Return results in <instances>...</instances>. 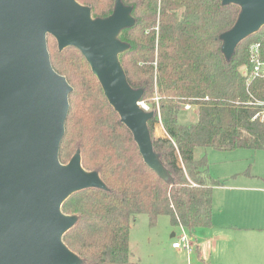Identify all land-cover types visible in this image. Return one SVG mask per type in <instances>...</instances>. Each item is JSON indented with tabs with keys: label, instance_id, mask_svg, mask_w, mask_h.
<instances>
[{
	"label": "trees",
	"instance_id": "1",
	"mask_svg": "<svg viewBox=\"0 0 264 264\" xmlns=\"http://www.w3.org/2000/svg\"><path fill=\"white\" fill-rule=\"evenodd\" d=\"M117 1L77 0L91 9L93 19L112 16ZM120 1L132 8L135 19L119 35L129 46L119 55L120 63L130 86L143 90L141 101L154 112L148 126L168 178L146 164L82 52L60 50L49 35L52 65L73 88L59 159L66 165L80 151L83 167L97 172L107 187L77 192L62 206L64 214L78 218L63 242L81 264H140L130 248L139 215L148 216L150 227L168 216L175 227L190 232L210 228L219 183L210 177L207 161L195 158L197 148L264 150V121L254 119L264 103V77L249 80L253 44H260L264 60V27L228 59L221 35L236 24L240 5L222 0ZM186 105L197 108L196 124H180ZM156 124L167 137H154Z\"/></svg>",
	"mask_w": 264,
	"mask_h": 264
},
{
	"label": "water",
	"instance_id": "2",
	"mask_svg": "<svg viewBox=\"0 0 264 264\" xmlns=\"http://www.w3.org/2000/svg\"><path fill=\"white\" fill-rule=\"evenodd\" d=\"M222 2L241 7L221 35L230 59L264 27V0ZM131 13L120 0L106 19H93L77 0H0V264H81L63 242L78 218L62 206L82 190L107 189L83 167L80 151L66 165L59 159L73 88L52 65L49 35L60 50L82 52L146 164L168 178L148 126L154 112L140 107L144 92L130 86L119 59L129 48L119 35L134 26Z\"/></svg>",
	"mask_w": 264,
	"mask_h": 264
},
{
	"label": "rangeland",
	"instance_id": "3",
	"mask_svg": "<svg viewBox=\"0 0 264 264\" xmlns=\"http://www.w3.org/2000/svg\"><path fill=\"white\" fill-rule=\"evenodd\" d=\"M251 40L254 41L255 38L252 37ZM148 105L151 107L150 104ZM197 121V108L181 110L180 124L191 125L196 124ZM161 128V124L155 125L154 137L160 138ZM164 133L167 137L165 131ZM195 158L207 161L210 177L219 183L214 186L212 226L190 232L183 227H175L170 217L161 216L157 225L150 227L148 216L139 215L130 239L134 260L140 264L223 263L221 257L219 258L220 255L217 256L214 252L212 256L208 251L204 252L205 256H201L195 247L194 252L188 256L183 250L173 251L172 244L186 234L196 245L209 237H214L212 232L216 229V221L220 217H223V221H228V227H235V221L244 217L247 219L242 223L248 225L250 229L241 231L243 237V243L240 244L241 254L246 258L243 264H264V150L236 149L222 152L197 148ZM251 214L258 217L256 222L251 220ZM174 234L175 237H172ZM204 249L207 250V245ZM201 258H205L206 262Z\"/></svg>",
	"mask_w": 264,
	"mask_h": 264
},
{
	"label": "crops",
	"instance_id": "4",
	"mask_svg": "<svg viewBox=\"0 0 264 264\" xmlns=\"http://www.w3.org/2000/svg\"><path fill=\"white\" fill-rule=\"evenodd\" d=\"M193 106L191 107V109ZM196 108V107H195ZM190 109V110H191ZM163 126L161 128V138L166 137ZM251 220L256 222L258 217L255 214H251ZM223 217H220L216 221V229L212 232L214 237H209L204 241L195 245L198 253H201V256H205L204 252H207L212 256V252L215 255L221 257V262L217 264H243L245 259L242 257L240 244L243 243V237L241 236V231L246 230L248 231L250 227L248 225H243L242 223L247 218H239L238 221H235V227H228V221H223ZM254 229L260 230L258 227H254ZM216 236V237H215ZM175 237V234L172 236ZM197 239L195 238V241ZM175 242V241H174ZM173 242V243H174ZM198 242V241H197ZM173 245V244H172ZM207 245V250L204 247ZM173 251L180 252L182 250L173 248ZM188 255V254H187ZM202 261L206 262L205 258H201Z\"/></svg>",
	"mask_w": 264,
	"mask_h": 264
},
{
	"label": "built area",
	"instance_id": "5",
	"mask_svg": "<svg viewBox=\"0 0 264 264\" xmlns=\"http://www.w3.org/2000/svg\"><path fill=\"white\" fill-rule=\"evenodd\" d=\"M250 58H251V63L253 65V69L250 74L249 80L264 77V60L262 58L260 44H253L250 47ZM158 100L159 98H155L156 102H158ZM139 104L144 111L146 112L151 111V107L148 105L147 102L141 101ZM260 105L262 106V109L255 115L254 119H259L261 121H264V103H260ZM191 107H192L191 105H186L185 109H191ZM158 111H159V106H158ZM172 246L175 249H180L185 251L188 254V256H190L194 252V248H195V244L192 238L186 234L179 237L178 240H176Z\"/></svg>",
	"mask_w": 264,
	"mask_h": 264
}]
</instances>
